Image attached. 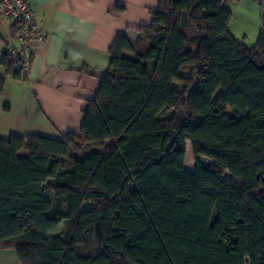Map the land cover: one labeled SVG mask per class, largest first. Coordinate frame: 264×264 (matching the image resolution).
<instances>
[{
	"label": "trees",
	"instance_id": "obj_1",
	"mask_svg": "<svg viewBox=\"0 0 264 264\" xmlns=\"http://www.w3.org/2000/svg\"><path fill=\"white\" fill-rule=\"evenodd\" d=\"M232 17L225 0H159L135 46L116 38L80 132L0 139V249L21 264H264V33L249 47ZM18 64L0 62L15 80Z\"/></svg>",
	"mask_w": 264,
	"mask_h": 264
},
{
	"label": "crops",
	"instance_id": "obj_2",
	"mask_svg": "<svg viewBox=\"0 0 264 264\" xmlns=\"http://www.w3.org/2000/svg\"><path fill=\"white\" fill-rule=\"evenodd\" d=\"M35 10L36 34L31 70L20 80L0 76V139L41 134L61 139L80 132L88 101L95 98L118 36L133 46L150 27L159 0H28ZM232 11L231 35L249 47L264 33V0H225ZM0 42L17 46L16 31L3 18ZM191 170L190 168H188ZM0 264H21L13 249H0Z\"/></svg>",
	"mask_w": 264,
	"mask_h": 264
},
{
	"label": "built area",
	"instance_id": "obj_3",
	"mask_svg": "<svg viewBox=\"0 0 264 264\" xmlns=\"http://www.w3.org/2000/svg\"><path fill=\"white\" fill-rule=\"evenodd\" d=\"M262 1V0H260ZM3 18L16 31L17 46L0 42V62L5 56L17 60V70L29 72L33 58V45L42 46L46 37L36 34L34 29L35 10L28 0H0Z\"/></svg>",
	"mask_w": 264,
	"mask_h": 264
},
{
	"label": "rangeland",
	"instance_id": "obj_4",
	"mask_svg": "<svg viewBox=\"0 0 264 264\" xmlns=\"http://www.w3.org/2000/svg\"><path fill=\"white\" fill-rule=\"evenodd\" d=\"M179 88V87H178ZM169 115V113H166L165 116ZM196 158L193 155L192 149H191V144L190 142L187 143V157H186V164H185V168L188 171H194L196 168ZM188 168H190L191 170H189ZM89 205H85L86 209H89ZM247 263H249V261H247Z\"/></svg>",
	"mask_w": 264,
	"mask_h": 264
},
{
	"label": "water",
	"instance_id": "obj_5",
	"mask_svg": "<svg viewBox=\"0 0 264 264\" xmlns=\"http://www.w3.org/2000/svg\"><path fill=\"white\" fill-rule=\"evenodd\" d=\"M199 164H201V166L205 169L209 168V166L212 164V161L209 160L208 158L206 157H203V156H199L197 158ZM188 171V170H187Z\"/></svg>",
	"mask_w": 264,
	"mask_h": 264
}]
</instances>
